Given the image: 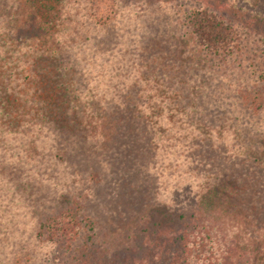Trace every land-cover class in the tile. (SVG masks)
I'll use <instances>...</instances> for the list:
<instances>
[{"label": "trees", "instance_id": "1", "mask_svg": "<svg viewBox=\"0 0 264 264\" xmlns=\"http://www.w3.org/2000/svg\"><path fill=\"white\" fill-rule=\"evenodd\" d=\"M66 1L20 0L16 2L17 12L0 18L1 176L8 178L3 171L8 166L16 175L30 179L31 159L26 156V161L22 160L23 151L28 154L30 148H40L51 153L47 159L66 172L64 178L82 181L74 187L77 198L72 204L32 219L27 235L18 232L27 248L15 264H37L40 260L47 264L42 260L44 252L52 247L54 253L58 245L60 253L48 264H207L206 243L213 240L219 223L205 213L200 202H193L195 207L186 210H177L179 207L169 202L171 212L164 219L159 216L160 205L147 200L143 206L138 204L142 208L132 214L124 233L119 234L102 225L95 214L96 184L92 179L88 184L83 182L101 158L107 154L111 159L110 152L114 149V153L121 132L124 139H132L128 143L124 140L126 160L132 154H152L154 144L160 147L157 141L161 137L167 138L165 142L174 137L179 147L199 151L205 143H221L227 130L235 131L234 145H239L246 134L253 153L264 151V146L258 149L264 144V134L243 130L256 127V120L264 115V38L256 36L257 27L264 24V0H257L255 6L241 5L245 15H253L254 21L248 19V25L256 23L252 28L245 26V34L251 32L253 40L221 18L210 0H183L177 19L184 22L186 37L192 36L190 40L185 38L189 49L191 45L198 49L199 56L191 65L202 66L201 75L191 74L187 67L169 78L176 77L173 84H166L159 77L148 78L145 74H153L151 68L137 62L132 74L143 73L148 83L135 86V95L123 99L120 95L131 94V88L111 87V95L119 93L111 96L117 99L113 101L89 100L92 90L93 95L100 91L98 83L92 87L89 84L98 70L91 64L92 54L81 51L87 48L84 35L78 36L72 25L82 22L81 31L92 25L115 28L119 19L117 0ZM228 1L230 5L243 4L241 0ZM32 2L40 3L39 10L47 3L51 6L44 11L31 6L28 9L27 4ZM99 73L103 75L104 70ZM199 106L224 112L212 120L193 111ZM18 148L22 151L20 159L13 157ZM73 152L82 172L64 168ZM153 153L155 158L157 152ZM245 157L258 162L257 156ZM8 180L19 184L15 179ZM53 186L60 188L56 182ZM219 211L225 208H215L213 213ZM122 240L123 247H114ZM228 245L227 255L242 251L238 241L230 239Z\"/></svg>", "mask_w": 264, "mask_h": 264}, {"label": "rangeland", "instance_id": "2", "mask_svg": "<svg viewBox=\"0 0 264 264\" xmlns=\"http://www.w3.org/2000/svg\"><path fill=\"white\" fill-rule=\"evenodd\" d=\"M17 1L20 2L0 0V18L17 12ZM241 1L243 4L236 6L230 5L228 0H210L208 3L221 18L234 23L240 35L253 40L251 32L245 34L248 19L254 21L253 15H245L241 5L255 6L257 0ZM32 3L27 4L28 9L31 6L37 11H44L46 6H51L47 3L39 7L43 10H39L37 5L40 3ZM66 3L71 4L69 0ZM117 5L119 19L115 28L92 25L81 31L82 22L72 25L78 36L84 35L83 43L87 48L81 51L92 54L90 62L98 70L97 75H101L99 72L104 70L103 75H96L94 81L89 82L91 87L95 86V82L98 83L100 89L97 95H93L92 90L88 95L89 100H117L111 96L119 93L111 95L110 89L118 90L121 86L131 88V94L120 95L122 99L134 96L132 90L135 86L148 83L143 73L132 74L135 64L141 61L151 68L153 74H145L148 78L156 80L159 77L166 84H173L176 77L173 80L169 78L178 73L177 70L187 67L191 74L201 75L202 66L191 65L199 56L198 49L195 45L189 49L185 38L190 40L192 36L186 37L184 22L177 19V12L184 5L183 0H117ZM19 8L22 13L25 12ZM253 24L248 27L252 28L256 23ZM260 34L264 38V24L256 29V36ZM193 111L201 113L204 118L207 116L217 120L223 115L224 109L199 106ZM255 125L254 128L243 127V130L263 135L264 115L256 120ZM114 132L118 133L117 130ZM234 133L227 130L221 143L214 146L205 143L206 146L202 145L199 151L189 146L187 149L179 147L174 137L170 142H165L167 138L164 140L161 137V141H157L160 147L154 144L150 150L152 154H132L129 160L124 156V150H127L124 140L128 143L127 140L132 139H124L122 132L118 134L115 151L113 153L112 149L110 152L111 159L106 154L98 165H91L93 171L83 182L88 184L87 180L92 179L91 182L96 184L93 189L94 195H97L95 214L100 223L109 227L111 232L123 234L127 220L142 208L138 204L143 206L147 200L160 205L159 216L164 219L171 212L169 202L177 205V210L195 207L193 202H200L207 210L205 213L211 214L219 223L213 240L206 243L205 256L210 260L207 264H264V151L253 153L252 141H248L249 136L246 134L239 145H234ZM22 144L26 147L24 142ZM262 146L264 144L259 145L258 149L261 150ZM153 152H157L155 158ZM14 155L20 159L21 148L16 149ZM50 155L40 148H30L28 154L23 151L22 160L26 161V156L31 159L30 179L16 175L8 166L3 167L7 177L19 184H12L11 180L0 174V264H15L17 256L26 250L27 245L18 236L20 233H29L26 230L30 228L32 219L42 218L47 212L63 207L66 203L72 204L73 198H77L74 187L82 181L77 180L75 183L71 177L64 178L66 172L62 173V168L50 163L47 159ZM245 155L257 156L258 162L249 161ZM67 158L65 163L69 165L64 168L69 166L73 173L82 172L76 154ZM178 160V164L172 165ZM55 182L60 188L53 186ZM215 208H225V211L216 214L213 213ZM230 239L241 245L242 251L235 256L227 255L226 247H229ZM123 240L114 247H123ZM59 253V245L54 247V253L51 247L44 252L42 260L48 264L50 258ZM37 264H42L41 260Z\"/></svg>", "mask_w": 264, "mask_h": 264}]
</instances>
